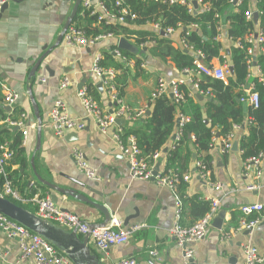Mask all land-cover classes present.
I'll return each instance as SVG.
<instances>
[{
	"label": "crops",
	"instance_id": "1",
	"mask_svg": "<svg viewBox=\"0 0 264 264\" xmlns=\"http://www.w3.org/2000/svg\"><path fill=\"white\" fill-rule=\"evenodd\" d=\"M248 1L251 8H257V0ZM74 2L75 0H10L0 14V81L18 95L9 113L8 107L3 105L4 93L0 88V116L17 119L20 113H25V125L28 130L27 136L23 137L21 130L17 127L0 124V130H9L11 140L8 144L15 137L20 139L19 146L13 149L14 155L6 165V170L8 169L12 175V181H15V183L12 182L13 188L25 199L19 202L34 210L33 213H35L36 204L31 200L32 198L38 195L49 196L52 199L54 195L57 197L58 206L75 213L90 225H98L103 221V215L89 203L65 197L38 182L33 174L34 169L41 178L58 186L75 190L78 194L104 205L112 212V216L120 220L122 228L129 229L140 225L131 231L126 243L111 246L106 252L98 250L93 241L88 239V247L98 254L103 264H114L122 258H133L142 264H184L182 249L176 245L170 232L178 209L176 194L181 200L180 223L182 225H191L205 214V200L211 197L218 198L219 206L204 237L188 245L193 251L191 257L194 264H244L243 247L245 245L256 247L258 253L264 256V217L251 229L241 227L237 230L240 226L241 205L264 204V164L260 165L262 175L259 178H254L251 173L246 175L242 168L243 159L238 149V141L248 134L247 128L240 126L232 132L231 146L226 152L221 151L223 137L218 138L216 135L213 146L208 152L211 161L205 177L200 176L196 169L197 153L193 140L190 139L180 147L182 155L190 154L187 162L189 170L185 172L189 178L188 180L182 179L181 186L177 183L175 189L172 190L167 186L157 185L152 180L131 179L128 161L121 155L113 138L117 128L122 131V126L115 124L102 133L93 119L85 116L84 107L77 96L79 89H86L90 85L93 94L91 95L94 96L96 99L94 100L102 111L110 113L118 106L115 101L111 100L106 85L102 84L100 88L97 87L100 77L92 71L95 57L100 55L101 58L105 53H110L116 61L123 63L124 60L114 54V50L118 49L117 40L120 37L126 38L134 47L132 53L142 56L143 61L136 71L132 62L125 64L129 72L120 99L130 113L146 110L148 103L153 100L151 94L159 78H163L166 82L182 80V84L192 88L189 81L191 75L177 69L169 58L163 60L154 55L152 47L156 45L155 41L135 45L136 37L131 33L129 36L112 34L85 47L67 45L64 40L66 30L63 31V27ZM99 2L100 0H92L97 12H100ZM167 2L170 4L169 0ZM174 2H179V0ZM81 10L85 9H82L80 3L76 15L78 11L80 14ZM197 10L200 9L197 7ZM236 10L232 8L227 13ZM227 16L222 14L218 19L221 31L217 41L221 45L219 51L224 58L227 56L225 52H228L229 46H234L226 34L229 26ZM74 18L68 28L70 26L79 27L86 36H91L85 32L82 24L78 21L74 22ZM251 20L253 21L252 18ZM154 24L144 23L132 30L158 32ZM183 30L184 28L178 27L166 33L164 37L169 39L173 48H181L185 52L189 50L197 58V52L192 47L183 46L181 42ZM58 36H60L59 40H57ZM48 48H51L50 52L41 62L35 76L29 79L31 67ZM253 54L245 86H242L243 90L246 86L254 89L255 79L259 81L260 75L264 77L260 67L256 64V57L264 55L262 44L256 45ZM225 59V62L229 64L227 58ZM201 61L213 66L222 64L218 58H212L209 63L204 58ZM121 73V70H116V75H121ZM63 77L69 80L65 87L60 86ZM83 77H85V82L79 86ZM195 94L193 96L198 102L203 103L206 100L203 98L199 101ZM57 99L62 101L70 117L84 122L85 126L82 130L67 131L63 136L53 133L47 113ZM238 102L242 103L239 100ZM34 106L37 109L36 112ZM36 114L41 121L38 150H36L38 128ZM144 115L145 113L139 116V120L124 115L123 126H140ZM70 133H76V135L70 137L68 135ZM130 137L132 136L128 139ZM173 137L172 134L159 158L150 162L153 167L159 162L158 174L165 169L167 159L164 151L169 148ZM235 141L237 148L234 151L232 145ZM73 147L82 150L87 163L97 170L98 179H88L77 167L71 156ZM203 154L200 153L201 156H204ZM262 154L264 157V149ZM251 184H256L257 187L248 190L246 187ZM83 185L91 187L92 191L87 190ZM214 185H221V187L215 190ZM221 212L223 214L220 216ZM251 216L255 215L248 216V219L252 218ZM215 218L220 222L221 228L213 225ZM246 230L248 231L245 232ZM78 236L82 238L84 235L78 234ZM0 250L4 254L3 264L16 262L19 256L17 244L15 240L8 238L2 229H0ZM151 250L157 251L156 256L149 255Z\"/></svg>",
	"mask_w": 264,
	"mask_h": 264
},
{
	"label": "built area",
	"instance_id": "2",
	"mask_svg": "<svg viewBox=\"0 0 264 264\" xmlns=\"http://www.w3.org/2000/svg\"><path fill=\"white\" fill-rule=\"evenodd\" d=\"M10 0H0V9L1 7ZM113 7L109 9L103 0L99 2V10L97 12L92 4V0H82L81 6L82 9H91V14L98 13L97 22L104 21V23H124L125 17L129 16L131 20L135 18V15L130 12V10L123 4V0H112ZM175 0H169L170 3H173ZM246 0H234V4L237 5ZM193 2L196 3L197 7L200 10L209 11L211 2L210 0H179V3L182 5H186L190 12H194L197 10L193 6ZM257 13V22L261 16V10L256 7L251 8L250 6L244 12L246 19L251 20L253 17V13ZM219 13H216L215 18L219 19ZM154 27L158 30H161L158 23L154 24ZM191 27H196L195 24L191 25ZM165 33H170L173 31L171 27H168L163 30ZM217 35L215 36V40L217 41L219 32L221 31L220 20H218L217 25ZM111 33L101 34L98 36H86L84 31L76 26H70L66 29L64 33V40L67 45L73 46H90L95 41L100 38L111 36ZM182 44L186 48L192 47V45L187 44L184 39H182ZM244 44L249 45L246 48V63L248 68L252 62V45L262 44L264 42V35L262 30L258 28L255 29L254 33H248L244 39ZM235 47H243L242 41L233 42ZM197 52V58L194 59V69L192 71H186V73L193 75L198 78H203L205 76H209L211 78L222 80L224 83L227 81V77L230 75L229 64L226 62L222 63L218 66L207 65L204 64L201 59L203 55L200 51ZM114 54L119 56L124 60L121 56L120 51L118 49L114 50ZM100 55L96 56L94 59V65L92 67V71L96 73L99 77L104 76V80L102 84L106 85V88L109 92L110 98L112 101L118 105L116 110L112 113H106L100 109L96 101L88 95L86 89H79L77 91V96L84 107L86 117L93 119L94 123L98 127V129L105 133L108 128L115 125L114 119L120 116H127L132 119L138 118L142 116L145 111L138 110L135 113H130L128 108L121 103L120 97H118L115 88H114V78L116 76V70L111 68H102L99 66ZM191 82V86L193 91L201 94L198 91V83L197 81H193L192 78L189 79ZM259 81L264 83V77L260 75ZM69 83L67 77H63L61 81V87H65ZM183 83L182 80H172L166 82L163 78H159L156 88L151 94V98H155L164 93H169L175 102H178L182 99V94L179 90V86ZM0 88L4 93L3 96V105L7 106L9 109V113L13 109V105L18 99L17 93L10 90V88L3 82L0 81ZM169 88V91H167ZM245 96L239 98V101L246 103L247 105H251L253 108H257L259 104L258 93L254 91L253 88L248 87L244 89ZM8 113V114H9ZM25 113H20L19 118L13 119L11 117H1L0 116V124H5L8 127H17L21 130V135L23 137L27 136L28 130L25 125ZM47 119L51 125L53 133L57 136H63L67 131H78L82 130L85 126L84 122L79 119H75L70 117L63 106V103L60 99L54 101L50 110L47 113ZM178 124L176 125V131L174 133V141H177L182 133V126L188 122L189 118L186 115L178 114L177 116ZM239 128L238 125L233 126V131ZM121 129L117 128L116 132L113 134V138L115 139L118 149L121 152L129 164V174L131 179L137 180H152L157 185L167 186L170 189L174 190L177 184L178 178L173 175V170H167V172L163 174L156 175L152 174L153 164L149 163V160L153 162V160H157L161 154L160 151H155L149 157L143 155L140 149L137 147L133 137L128 139L127 143H123L121 136ZM233 138L232 132L227 134L225 138L222 139L221 147L222 152H226L229 150L231 146V141ZM24 142V141H23ZM174 143V142H173ZM173 143L171 147H173ZM14 155L13 149L10 145L5 142L0 144V176L3 181L0 185V195L5 197H10L13 200L24 201L25 199L20 196V194L13 188L12 179L9 176V172L6 170V165L9 160L12 159ZM71 156L76 162L77 167L86 175L88 179L96 180L98 179L97 170L90 166L84 158V154L82 150L78 147H73L71 151ZM149 158V159H148ZM264 164V157L262 151L256 155L250 156L243 160L242 168L246 175L252 174L254 178H259L262 175V170L260 168L261 164ZM196 168H199V174L202 177L208 174V170L205 169L203 164L200 161L195 162ZM188 174L182 176L183 180H188ZM221 185H214L215 190H219ZM256 184L248 185L246 188L248 190H252L256 188ZM36 204L35 214L42 219L48 220L64 229L67 230H76L77 234L81 235H89L90 239L93 241L94 245L98 250L102 252H106L109 247L115 245H121L128 241L129 235L131 231L137 229L140 225H135L129 229H125L121 227L120 220L116 216H111L110 222L107 226L104 227H96L91 226L86 221L80 219L75 213L67 211L62 207L58 206L49 196H35L31 199ZM209 209L198 218L191 225H182L180 223V205L181 200L179 199V195L176 194V205L178 207L175 220L170 228V232L173 235L176 245L182 249L184 264L188 259L192 258L193 251L188 247L193 242L201 240L207 228L211 225V221L213 215L216 213L217 208L219 206L218 198H209ZM255 215L254 217L248 219V216ZM264 217V204L259 203H250L244 204L240 206V228L251 229L255 225H257L261 219ZM0 229H2L5 235L15 240L19 256L14 264H74L62 251L55 248L50 242H48L44 237L40 236L37 233H34L22 226L18 222L8 218L4 214L0 213ZM157 251L151 250L149 255L156 256ZM4 254L0 250V264H3ZM243 259L244 264H263L264 256H261L258 253L256 247L252 245H245L243 247ZM114 264H142L136 261L133 258H122L118 260Z\"/></svg>",
	"mask_w": 264,
	"mask_h": 264
},
{
	"label": "trees",
	"instance_id": "3",
	"mask_svg": "<svg viewBox=\"0 0 264 264\" xmlns=\"http://www.w3.org/2000/svg\"><path fill=\"white\" fill-rule=\"evenodd\" d=\"M103 1L107 7H113L112 0ZM210 2L209 11L197 10L190 12L186 5H182L179 2L169 4L167 0H124L123 4L135 15L133 20L127 16L124 23H104L103 21L98 23L96 21L98 14H91V9L81 10L80 14V11H78L74 18V22L78 21V23L82 24L85 32L93 37L106 33H111L115 36H129L131 33L136 37L134 43L137 46L146 41H155L156 45L152 47L154 55L163 60L169 58L176 68L181 71H192L195 68L193 52L189 50L185 52L184 49L173 48L169 39L160 34V30L150 33L149 31H134L132 29L144 23H158L161 30L168 27L173 29L181 27L184 28L181 37L187 44L192 45L194 51H200L207 63L212 58H218L224 63L226 61L225 58H227V62L233 71L227 77L225 83L209 76L198 78L197 81V77L191 75L192 80L198 83V91L206 99L203 103L198 102L194 98L193 95L196 91H192L191 87L181 84L178 87L182 94L181 100L175 102L166 93L156 96L148 103L145 111L149 110L150 113L147 116L144 115V118L140 121V126H122L120 136L122 142L127 143L128 137L132 136L142 154L149 157L155 151L161 152L164 150L166 142L176 131L178 114L188 116L189 120L182 126V133L179 139L177 141L172 139L169 148L164 151L167 161L165 169L161 173L163 174L168 169H172L173 175L178 178L177 183L179 184L182 183V176L189 170L187 162L190 159L189 153L181 154L180 147L190 139L193 140L194 149L197 153L195 161H200L206 170H208L211 161V156L208 152L213 146L216 135L218 138H225L227 134L233 132L234 125L247 128L248 134L238 141V149L243 160L258 154L264 149V83L259 82L258 79L254 81V91L258 93L259 97L257 108L247 105L246 111H244L242 103L237 101L240 97L245 96L242 88L245 86L249 72L246 63V57H248L246 48L249 45L244 44L243 39L248 33H254L258 27L264 35V0L256 1L257 8L261 10V16L256 23L246 19L244 15L245 10L249 6L248 0L237 5H234V0H210ZM232 8L237 10L227 13ZM216 13L228 15L229 26L226 34L232 42L239 40L243 43V47L230 45L228 52H225L227 55L225 58L220 54V43L214 39L218 33V19L214 16ZM193 24L196 27H191ZM262 46L264 48V42ZM252 48L253 52H255L256 45H252ZM119 51L124 58L123 63L116 61L110 53L102 55L98 63L102 68L111 67L114 70L122 71L121 75H116L114 78V88L118 97H120L129 72L125 64L129 61L132 62L136 71L140 68V64L143 61L142 56L131 51L124 49H119ZM253 56L254 54L252 53ZM256 64L264 75V55L256 57ZM86 90L88 94H92L90 85L86 87ZM92 98L95 99L94 96ZM139 118L135 119L139 120ZM8 132V129L0 130V144L8 143L11 140ZM19 143L20 139L15 137L9 145L14 149L19 146ZM172 143L173 147H171ZM221 147H223L222 144ZM200 153H204V156H201ZM150 162L151 160H149ZM196 169L199 172L200 169ZM7 171L9 172L8 169ZM9 176L12 179L10 172ZM2 181L3 179L0 176V185ZM12 182L15 183V181ZM7 198L31 212L34 211L19 201H15L10 197ZM205 201L206 212L209 209V201Z\"/></svg>",
	"mask_w": 264,
	"mask_h": 264
},
{
	"label": "water",
	"instance_id": "4",
	"mask_svg": "<svg viewBox=\"0 0 264 264\" xmlns=\"http://www.w3.org/2000/svg\"><path fill=\"white\" fill-rule=\"evenodd\" d=\"M81 3V0H75L73 7L71 9V12L69 16L67 17L63 31L66 30L73 20L74 16L77 13V10L79 8V5ZM7 3H5L1 9L0 14L2 11L6 8ZM193 6L197 8V5L195 2H193ZM257 13H253V22L257 21ZM161 35L166 36L167 34L163 31H159ZM60 39V36H58V39ZM117 48L118 49H124L128 51H133L134 47L126 40L124 37H120L119 40H117ZM51 48H48L44 51L43 54L40 55V57L36 60L34 65L31 67L28 78L34 77L36 74V71L38 70L39 66L41 65V62L46 57V55L50 52ZM230 73L232 74V67L229 66ZM104 80V76L102 75L100 77V82L97 84V87L100 88L102 86V82ZM85 82V77L81 79V83L79 86H82V84ZM248 88V86H246ZM171 97V95H169ZM195 97L199 100H203V96L199 93L195 94ZM238 101V99H237ZM35 112L37 111L36 107ZM242 108L244 111H246L247 104L242 102ZM112 111H110L111 113ZM149 110L145 112V115H149ZM36 117L38 119L37 123V136H36V150L40 147V137H39V128L41 125L40 118L38 114H36ZM114 123L118 126H123L125 123V118L123 116L116 117L114 119ZM178 124V119H176V125ZM70 137L75 136L76 133H70L68 134ZM237 148L236 141L233 142L232 149L235 151ZM159 168V162L155 164L153 167L152 174L156 175ZM34 177L37 179L38 182L42 183L43 185L53 189L54 191L61 193L65 197H70L76 201H82L89 203L97 212L101 213L103 215V221L98 225H91L96 227H104L107 226L110 222L112 212L109 211L104 205L92 201L88 199L86 196L78 194L75 190H72L70 188H65L56 185L53 182L47 181L43 178H41L36 171L33 169ZM87 190L92 191L91 187L83 185ZM52 200H57V197L54 195L52 196ZM0 213L4 214L8 218L18 222L22 226L26 227L30 231L39 234L40 236L44 237L48 242H50L55 248L62 251L74 264H103L98 257V254L94 253L91 248L88 247L87 241L90 238L89 235H84L82 238H80L76 232V230H67L64 229L48 220L42 219L39 216H37L35 213L27 210L26 208L17 205L12 200L8 199L5 196L0 195ZM223 212L219 213L221 216ZM213 225H215L217 228H221L220 222L216 220V218L213 220ZM126 225V223H124ZM246 230L245 232H247ZM185 264H194V261L192 258L188 259Z\"/></svg>",
	"mask_w": 264,
	"mask_h": 264
}]
</instances>
